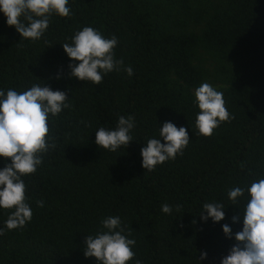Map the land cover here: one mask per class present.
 <instances>
[{
	"label": "trees",
	"instance_id": "trees-1",
	"mask_svg": "<svg viewBox=\"0 0 264 264\" xmlns=\"http://www.w3.org/2000/svg\"><path fill=\"white\" fill-rule=\"evenodd\" d=\"M71 7V19L54 17L36 43L21 40L0 13V88L43 80L71 99L50 122L57 149L25 177L33 219L0 236V264H95L84 241L107 215L121 217L142 264H197L203 251L201 264H220L233 244L222 225L242 230V218L231 221L242 213L229 205L218 223L198 214L204 202L227 206L228 188L264 174V0H71ZM86 25L118 37L117 58L132 66L131 78L113 72L97 86L69 78L61 44ZM205 81L223 92L233 117L209 138L189 127L195 131L193 90ZM118 115L135 118L137 141L100 152L90 133L114 127ZM165 121L188 128L192 141L183 156L145 172L142 142ZM5 219L0 211V226Z\"/></svg>",
	"mask_w": 264,
	"mask_h": 264
},
{
	"label": "clouds",
	"instance_id": "clouds-1",
	"mask_svg": "<svg viewBox=\"0 0 264 264\" xmlns=\"http://www.w3.org/2000/svg\"><path fill=\"white\" fill-rule=\"evenodd\" d=\"M0 13L6 18V25L14 27L21 40L28 43L44 39L54 17L71 19L73 15L71 0H0ZM68 39L69 42L60 44L70 61L69 78L97 86L113 72H124L129 78L134 75L132 66H125L123 57L117 58L119 39L116 35L108 37L86 25ZM55 78L59 80L61 76L57 74ZM40 81L23 90L0 88V163L4 165L0 167V211L7 212V219L0 226V236L5 230L21 231L31 223L33 208L25 177L36 174L45 156L57 149L50 122L70 108L71 99L65 91L53 90L45 81ZM192 104L196 109L195 131L192 124L189 123V127L197 137L213 136L216 129L233 118L226 108L223 92L209 82H202L194 89ZM157 124L158 133L143 141L140 149L141 166L149 173L183 156L192 141L184 126L177 127L172 121ZM136 127L133 116L118 115L114 127L99 126L90 135L95 133V144L100 152L116 153L137 141L134 139ZM226 196L230 201L227 206L220 199L204 202L198 214L204 223L209 220L218 223L225 219L229 205L242 213V217H231L234 224L242 218V230L233 233L229 224L222 225L225 238L233 244L220 264H264V174L243 186L228 188ZM241 201L244 202L242 209L237 206ZM36 204L40 208L45 206L43 200ZM161 212L171 215L173 208L163 203ZM136 243L119 215H107L101 218L94 233L86 236L83 255L86 259L94 258L95 264H142L134 251ZM207 257L206 251L201 252L197 264Z\"/></svg>",
	"mask_w": 264,
	"mask_h": 264
},
{
	"label": "rangeland",
	"instance_id": "rangeland-1",
	"mask_svg": "<svg viewBox=\"0 0 264 264\" xmlns=\"http://www.w3.org/2000/svg\"><path fill=\"white\" fill-rule=\"evenodd\" d=\"M157 2V1H156ZM194 91V90H193Z\"/></svg>",
	"mask_w": 264,
	"mask_h": 264
}]
</instances>
